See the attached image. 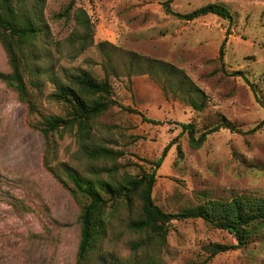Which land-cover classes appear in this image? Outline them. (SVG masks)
I'll return each mask as SVG.
<instances>
[{
    "label": "rangeland",
    "instance_id": "rangeland-1",
    "mask_svg": "<svg viewBox=\"0 0 264 264\" xmlns=\"http://www.w3.org/2000/svg\"><path fill=\"white\" fill-rule=\"evenodd\" d=\"M208 3L223 5L230 19L208 13L187 20L174 14ZM67 6L70 16H55ZM78 9L90 20L92 43L86 47L77 38L83 31L74 17ZM43 25L47 34L36 42L37 55L42 70L49 71L40 77L41 86L25 73L23 99L0 78V264L76 261L80 200L43 161L46 153L48 166L58 173L64 164L84 172L90 165L68 134L55 135V152H46L40 120L61 111L48 98L50 74L63 78L86 69L109 80L116 104L99 117L94 138L123 152L113 163L120 172H151L164 146L175 141L155 168L152 197L164 211L196 206L203 194L212 200L264 197V0H46ZM0 72H11L1 42ZM184 77L203 91L202 109L191 104L200 96ZM140 113L162 122H147ZM223 119L240 132L220 128L200 146H193L178 124L194 123L197 137ZM133 241L125 213H118L99 254L108 262L124 260ZM216 243L237 240L200 218L173 219L162 264H200ZM205 264H264V230Z\"/></svg>",
    "mask_w": 264,
    "mask_h": 264
},
{
    "label": "trees",
    "instance_id": "trees-1",
    "mask_svg": "<svg viewBox=\"0 0 264 264\" xmlns=\"http://www.w3.org/2000/svg\"><path fill=\"white\" fill-rule=\"evenodd\" d=\"M45 2L46 0H0V42L9 56L11 66L10 73L0 72V78L17 90L23 99L27 96L25 73L30 75L33 85L39 88L42 84L40 77L49 71H43L38 62L36 44L41 36L47 34V27L43 25ZM165 10L172 12L167 2ZM70 11L71 7L67 6L55 16L68 17ZM208 13L222 18L231 17L228 9L218 3H208L191 12L174 14L190 20ZM74 17L83 30L77 38L82 47H86L87 41L92 43L89 17L83 9H78ZM223 52L222 45L219 49L220 58ZM160 64L163 65L161 62ZM171 70L170 74L175 76L177 70ZM48 78L53 84L48 98L57 103L61 111L43 115L40 120L38 128L44 137L46 152L50 155L55 152V135L62 137L68 134L74 137L78 152L90 165L84 172L76 166L64 164L61 166V173H58L52 166H48L50 159H47L46 153L43 161L62 186L80 200L79 240L75 264H162L161 254L166 244L169 224L173 219L200 218L210 226L234 235L237 244H214L210 255L200 264H205L216 253L243 245L248 237L264 230V197L259 196L234 195L227 200H212L203 194L202 202L196 206L178 212L164 211L154 203L152 197L155 168L160 166L175 141L171 140L164 146L154 161L151 172L142 171L138 175L120 172L113 163L118 162L123 152L94 138L99 117L116 104L109 80L96 77L86 69L65 75L63 78L52 74ZM185 79L191 85L190 91L200 96L198 101L191 99V104L199 110L202 109L203 91L187 77ZM261 104L264 106V101H261ZM128 110L137 113L133 109ZM141 115L147 122H162ZM178 124L182 131L187 132L193 146H200L209 133L220 128L240 132L226 119L205 128L197 137L194 123ZM120 167L124 168L123 165ZM121 212L126 215V228L133 234L134 241L129 247L127 258L122 260L121 257H116L108 262L104 255L99 254V250L109 222Z\"/></svg>",
    "mask_w": 264,
    "mask_h": 264
}]
</instances>
